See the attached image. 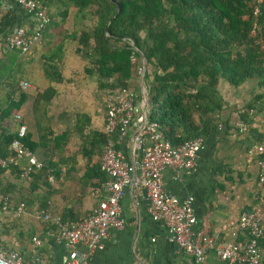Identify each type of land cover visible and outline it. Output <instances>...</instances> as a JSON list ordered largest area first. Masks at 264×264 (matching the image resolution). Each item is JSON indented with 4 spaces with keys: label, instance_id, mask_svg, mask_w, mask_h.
Here are the masks:
<instances>
[{
    "label": "crops",
    "instance_id": "obj_1",
    "mask_svg": "<svg viewBox=\"0 0 264 264\" xmlns=\"http://www.w3.org/2000/svg\"><path fill=\"white\" fill-rule=\"evenodd\" d=\"M12 12L14 26L9 35L18 28L35 31L36 21L14 5L0 3V22ZM52 25L48 26L42 40L28 55L19 54L15 61L8 59L13 54L8 48V36L0 35V64L7 68V75L18 81L19 90L26 100L17 112L25 132L40 146L34 156L41 161H50L57 167L58 178L46 187L40 184L31 190L13 172L7 171L2 187L10 193L7 197L15 208L24 203L25 211L20 217L11 210H0V248L4 253L16 252L25 264H62L68 251L54 237L55 231L46 228L39 212L46 211L51 217L62 216L71 210L72 218L80 221L89 215L98 203L95 194L97 180H88L91 169L101 162L89 144L93 133L102 134L107 111V101L116 91L102 85L97 76L89 75L87 65L76 53L79 48L72 40L76 28V11H53ZM56 13V15H55ZM56 24H58L56 26ZM53 72L52 78L45 74ZM60 77V82L56 81ZM140 77L134 80L142 95ZM27 83L26 89L21 88ZM0 88V98L7 95ZM118 90V89H117ZM20 92H16L15 96ZM218 93L223 102L219 114L218 130L203 141L191 171L176 173L167 168L162 173L165 191L180 201L192 199L193 214L197 220L193 231L198 236H209L214 247L218 245H242L246 239L238 223L243 212H252L264 230V184L259 182L258 146L264 147V116L253 117V123L245 133L235 127L241 123L240 114L258 93L256 81H248L239 88L221 81ZM50 98L47 105L35 106L38 96ZM12 112V113H13ZM9 129L16 132L19 125L11 119ZM66 136L60 145L55 137ZM260 135L262 140H260ZM131 137H123L119 150L131 160ZM146 145L150 146L146 141ZM26 161L20 162L24 167ZM9 186V188H8ZM1 198V196H0ZM120 218L124 223L121 231L112 230L103 251L86 256L87 264H194L184 252L170 241L167 228L154 222L148 214V202L143 189H126L120 203ZM33 239L41 242L34 248ZM264 248V240L261 243ZM203 264H223L214 251L208 250Z\"/></svg>",
    "mask_w": 264,
    "mask_h": 264
},
{
    "label": "trees",
    "instance_id": "obj_2",
    "mask_svg": "<svg viewBox=\"0 0 264 264\" xmlns=\"http://www.w3.org/2000/svg\"><path fill=\"white\" fill-rule=\"evenodd\" d=\"M37 1L48 10L49 26L53 11L63 9L62 20L67 16V9L76 11V32L72 39L79 46L76 53L86 63L87 73L97 76L103 86L112 81L107 85L109 90L131 89L140 101L139 88L133 83L142 71L138 54L145 56L147 122L156 123L164 140L172 147L179 148L195 139L204 141L218 130L219 114L223 110L218 93L221 81L234 88L256 81L258 93L239 117L248 127L254 116H264V0ZM255 7L259 9L257 18L253 16ZM13 15L10 12L0 22V35L8 36L15 24ZM12 52L7 58L15 61L20 53ZM7 74L6 66L0 64V88L8 89L6 97L0 98L1 159L13 155L10 146L17 133L10 131L8 121L13 110L18 111L26 100L18 81ZM45 74L49 79L56 76L48 70ZM60 80L56 77L57 82ZM16 92H20L17 98ZM49 102L50 98L40 95L35 106ZM114 140L119 149L118 134ZM260 140L263 141L261 135ZM65 141L64 135L54 139L58 145ZM40 142H34L27 133L22 139L32 155ZM88 142L98 150L92 151V155L97 154L101 159L106 136L93 133ZM41 163L42 168L32 174L28 184L27 188L31 190L41 183L48 187L50 177L58 178L54 163L44 160ZM7 171L19 177L21 167L0 169V196L3 198H8L10 193L7 187H2ZM87 179L97 180L94 189L103 190L107 177L101 172L100 163L91 169ZM20 204L26 206L19 203L15 208ZM43 208L39 212L40 218L46 228L54 230L50 222L44 220L46 211ZM71 213V210H65L61 220L78 222ZM208 237L200 235L198 242Z\"/></svg>",
    "mask_w": 264,
    "mask_h": 264
},
{
    "label": "built area",
    "instance_id": "obj_3",
    "mask_svg": "<svg viewBox=\"0 0 264 264\" xmlns=\"http://www.w3.org/2000/svg\"><path fill=\"white\" fill-rule=\"evenodd\" d=\"M0 3L14 5L36 21L35 31L20 27L7 39L10 50L28 55L41 42L43 33L50 24L47 8L37 0H0ZM258 15L259 9L255 7L253 16L257 18ZM20 86L26 89L28 84L22 83ZM146 98L147 95L142 93L140 101H137V96L131 89H118L107 101L102 131L106 142L100 162V170L106 175L107 182L102 191L95 193L98 203L91 213L78 222L62 221L60 217H51L48 213L43 215L44 220L54 227L56 240L68 251V257L62 264H87L86 256L78 251L79 247L84 248L88 255L103 251L110 232L123 230L120 203L128 188L145 191L148 214L152 221L165 225L170 241L191 258L194 264H203L208 250L214 251L223 264H264V248L261 246L264 230L260 220L252 212H243L239 218L238 227L246 239L242 245L214 247L210 238H203L198 242L193 231L197 220L193 214L192 199L180 201L169 195L164 189L162 173L167 168L176 173L191 171L197 153L203 148V140L195 139L174 148L164 140L156 123L146 121L142 126V109ZM11 120L19 125L17 138L10 146L13 155L6 159L0 158V169L18 167L20 162L26 161V165L21 167L19 178L22 182L29 183L32 174L42 168V163L22 143L26 132L19 114L14 111ZM235 128L240 133L247 131V126L242 122ZM135 133L137 135L134 137ZM116 134L120 140L131 137L130 161L117 149L114 140ZM146 141L150 146L146 145ZM256 151L260 154L257 163L259 182L264 184V147L258 146ZM49 180L52 181L53 178L50 177ZM0 210L4 213L12 210L20 217L24 214L25 207L20 204L13 208L9 198L1 197ZM32 244L36 249L41 246L38 239H33ZM0 257L12 264H25L16 252L4 253L0 248Z\"/></svg>",
    "mask_w": 264,
    "mask_h": 264
},
{
    "label": "water",
    "instance_id": "obj_4",
    "mask_svg": "<svg viewBox=\"0 0 264 264\" xmlns=\"http://www.w3.org/2000/svg\"><path fill=\"white\" fill-rule=\"evenodd\" d=\"M139 58L141 59V69H142V73L140 76V80H139V84H140V88L142 93H144L146 95L147 90L145 88L144 85V75H145V71H146V59L145 56L141 53L138 54ZM147 98L144 100V105H143V109H142V114H143V123L142 126L145 124V122L147 121ZM137 135V133L134 134V137ZM0 264H12L10 261H8L7 259L1 258L0 257Z\"/></svg>",
    "mask_w": 264,
    "mask_h": 264
},
{
    "label": "rangeland",
    "instance_id": "obj_5",
    "mask_svg": "<svg viewBox=\"0 0 264 264\" xmlns=\"http://www.w3.org/2000/svg\"><path fill=\"white\" fill-rule=\"evenodd\" d=\"M67 10H69V9H67ZM60 11H61V10H60ZM139 73H140V74H139V77H140V76H141V73H142V71H140Z\"/></svg>",
    "mask_w": 264,
    "mask_h": 264
}]
</instances>
